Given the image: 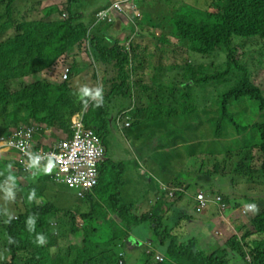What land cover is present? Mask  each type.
I'll list each match as a JSON object with an SVG mask.
<instances>
[{
	"label": "trees",
	"instance_id": "trees-1",
	"mask_svg": "<svg viewBox=\"0 0 264 264\" xmlns=\"http://www.w3.org/2000/svg\"><path fill=\"white\" fill-rule=\"evenodd\" d=\"M7 1L12 0H0V5ZM80 4L81 0H68L66 4L55 2L42 10L43 16L53 15V19L57 21L66 19L64 14L68 12L67 20L71 30L67 35L56 32L63 30L64 26L54 21L50 25L55 26L48 35L45 19L42 17L41 24L37 21L39 41L35 40L30 47H20L17 51H1V109L10 108L14 112H22V108L29 109L31 115L39 121L49 123L56 136L62 135V130L72 134L73 111L82 108L92 95L99 92L96 96L99 113L98 115L87 113L89 119L87 125L93 127L92 119L100 124L102 127L100 134L107 143V156H109L111 124L123 113L124 107H128L131 101L129 99H132L133 95L132 91L125 92L121 88L123 85L121 83L126 82L131 85L146 70H152L157 74L154 78L159 85L158 89L152 87L157 92L152 101L166 113L156 114L159 119L154 122L160 130L159 136L155 134H149L147 137L139 136L140 142L131 149L137 160L136 165L130 166L132 174L146 171L144 162L152 164L157 156L162 160L163 168L167 170L164 174L166 182L163 184L176 188L186 185V188L169 198L170 202L165 201L170 194L169 189L162 186L154 189L161 198L159 204L151 203L150 205L154 206L151 211L138 212L135 215L126 208L118 209L111 205L115 197H118L117 204L121 203L122 198L120 193L111 194L108 186L97 188V196L99 195L100 200L91 194V198L89 195L86 199L77 198L78 201L70 207L69 201L67 206L60 201H49L48 193L32 189L24 180L26 175H22L24 179H19L17 186L12 189L17 195L16 203L20 213L17 218L9 214L5 215L4 246L11 253L6 264L58 263V256L54 257L51 250L59 244V237L50 238L45 224H49L51 219H58L57 226L51 227L49 231L56 228L65 231L64 236L67 241L69 230L80 229V224L77 222L78 215L83 216V225L90 235L86 238L84 246L71 247L68 264H120L121 253H125L124 264H140L141 261H133L132 257L136 252V246L142 242L133 234L131 236L129 234L134 231L142 234V229L148 226L151 227L149 230H153V240L157 236L158 241L160 240L159 245L166 251L168 257L160 264H243L246 259L239 256L237 250L240 251L244 247L250 249L255 261L264 264V237L262 241L256 240L253 243L247 241L253 234L264 236L263 206L258 205L257 215L250 221H246V218L240 225L237 219V227L240 230L242 227V231L239 233L235 226L230 245L221 246L220 253L210 255L205 251L203 241L204 238L208 240L213 238L212 227L207 228L209 225L204 221V218L209 221V215L197 211L199 202L192 201L197 193L192 195L187 191L190 186L199 188V183H202L201 177L197 175L194 180L188 181L190 173L183 171L186 160H190L195 154L206 156L228 154L230 151L235 153L239 152L243 145L257 148L261 155L253 168L248 167L246 161L241 159L236 161L231 172L219 177L220 181L228 180L223 185L228 196L221 197L222 203L228 208L240 202L239 199L230 196L231 180L237 175L238 167L249 176L258 171L264 175V121L253 126L243 125L249 122L250 113L255 115L264 111V95L259 83L260 73L256 76L254 73L250 74L249 62L242 63L250 59L248 49L234 42L237 37L264 39V0H227L223 5L218 3L208 10L197 11L192 10V7H185L184 10L190 12L192 16L184 18V12H179L175 17L174 25L176 36L179 35L177 42L188 43L189 50L173 47L170 43L161 42L156 38H149L151 46H146L147 40L144 37L147 35L144 29H138L136 35L129 41L128 47H122L123 45L115 42L110 31H104L101 35L94 33L85 22V17L78 23L75 22V19L83 15L81 11L77 12L74 6ZM6 10L9 12L7 15L9 20L6 24L0 23V30L3 33L8 32L17 19L25 20L24 14L18 17V12L14 11L12 6ZM131 13L140 24H143L140 17L136 16V11L132 10ZM0 18L6 16L0 14ZM29 29L31 31L29 38L32 39L33 35H36V30L33 26ZM13 38L14 36L7 38L0 36V43L5 42L4 50L7 46L19 44L18 40ZM75 47L84 51L86 49L85 52L95 59V63L88 66L85 62L78 64L80 68H90L91 72L87 76L78 72L77 76L73 77L72 74L68 80L62 82L39 80L29 82L18 89L10 87L9 81L13 78L40 76V72L54 66L63 55L68 54ZM166 52L169 53L168 63L164 61ZM220 52L225 55L223 61L193 64L196 61L194 56L212 58L218 57ZM258 52L264 53V50L260 49ZM167 68H171V75L163 73ZM8 70H13L15 75H10ZM177 70L183 74L178 75ZM171 78L176 81L171 83ZM81 79L89 85L90 91H82L74 85V82ZM191 82L197 83L198 91L184 88L192 84ZM226 84H230V87ZM80 93L85 94L81 104L78 103ZM118 102L121 103V107ZM242 104L246 106L245 109H241ZM19 115L22 118L26 117L20 113ZM254 132L257 138L250 137L255 136ZM157 140L158 142L154 144ZM125 146L131 148L129 145ZM129 149L123 150L129 152ZM137 151L143 155L140 156ZM113 162L107 158L101 165L102 176L106 181L110 180L109 177L112 179L115 176L119 177L128 166L123 162L116 165V170L105 173L108 169L107 164ZM132 162L135 160L131 159ZM217 163L213 167L214 173H218L221 169V163ZM192 203L196 204V209L186 210L185 206ZM173 207H176V215L179 216L168 223L161 221L162 216H169L172 213ZM211 208L213 210L209 213L216 214V209L213 206ZM186 211L190 214V219H193L190 221V226L185 223L186 217L180 218V215ZM52 215L54 216L51 217ZM109 215H112L111 222L107 219ZM66 219L68 220L64 222ZM194 221L197 223L196 227L192 226ZM121 227L126 228L125 232ZM206 229L209 230L208 234H205ZM246 253L248 252H244Z\"/></svg>",
	"mask_w": 264,
	"mask_h": 264
},
{
	"label": "rangeland",
	"instance_id": "rangeland-1",
	"mask_svg": "<svg viewBox=\"0 0 264 264\" xmlns=\"http://www.w3.org/2000/svg\"><path fill=\"white\" fill-rule=\"evenodd\" d=\"M63 3H66V0H60ZM113 0H84L85 4L83 7V11L87 15V19L85 22L88 21V19L92 18V22L95 19V23L93 26V29L97 35H99L103 30L105 29L106 25L109 23L112 25L111 27H107L106 31H110V34L114 36L115 42L120 43L123 45L122 47H128L129 41L131 38L135 35L137 29H144L147 31V33H150V27L152 25V22H156L159 24L158 26V31L159 35L162 40H159L161 42H167L170 43L173 47H183L185 50H189V44L184 43L180 44L177 42V38L179 39V35L176 36V31H175V25H174V20L175 17L178 15L179 12L183 13V17L187 18L192 16L190 12H187L184 10L185 7H192V10L196 9L197 10H208L212 5L216 6L218 3L224 4L227 2V0H149L148 2L144 0H130L125 3L127 6H132V2H140L139 4L135 3L136 9L139 10L140 14V19L142 20L140 22L136 20L135 18L129 17L128 21H120L119 19H113L114 15L106 16L107 12L103 14L101 9L103 7L111 4ZM142 1V2H141ZM53 2V0H12L11 2L7 1L4 2V4L0 5V14L5 15L6 18H0V23L6 24L9 20L7 18V15L9 12L6 10L8 7H13L14 11L18 12V17H20L22 14L25 16V20L17 19L14 23H12L11 29L3 33L0 30V36L3 38L7 37H12L14 36L13 39L18 40L19 44H14L12 46H7L6 49L4 50V43H0V53L1 51H17L20 47H30L31 45L34 44L33 41H39L40 37L37 34V31L39 30V25L37 24V21L40 23L42 22L41 19L42 17L45 19L44 22H46L48 31L47 34L51 32L53 27L52 21L58 22L59 24H62L64 26L63 30H57L56 32H62L63 35H67L68 32L71 30V25L69 24V21L67 19H64L62 21H57L56 19H53L52 16H43V8L45 7H50L49 5ZM83 2V3H84ZM122 9H124V6H122ZM106 16L105 20L103 17ZM116 16V15H115ZM57 18V16H56ZM94 18V19H93ZM151 18V19H150ZM58 19V18H57ZM113 19V20H112ZM150 19V22L148 20ZM41 24V23H40ZM51 24V25H50ZM30 26H33L36 30V35H33V38L30 39L29 37L31 36V31H30ZM151 34V33H150ZM149 35V34H148ZM147 40L146 46H151L149 43V37H144ZM235 44L242 45L244 48L248 49L249 53V64H250V72H255V73H260L259 79L261 83V90L264 95V53L258 52L260 49L264 50V41L260 40L258 38H241L237 37L235 39ZM116 47V46H115ZM172 47V48H173ZM85 48V47H84ZM124 49V48H123ZM86 51V49H85ZM84 49H79V47H75L72 49L67 55L62 56V58L58 61V63L54 66V68H51L50 70H46L43 72H40V76L36 77L34 75H28V76H23L24 78H13L9 81L10 87L12 89H17L20 88L24 85H26L29 82H34V81H53L57 80L61 77L62 71H66V69L70 66H73L74 62H81L85 61L86 64H93L95 63V59L93 56L87 54ZM167 53V52H166ZM164 54L165 56V63H168L167 56L169 53ZM223 52H220L218 54V57L214 56L212 58H206V57H195L196 61L193 62L194 65H202V64H211L212 62H218V61H223L225 59V55H223ZM192 57H190L191 59ZM75 69V71L72 73L73 77L78 75V72L80 74L85 73L86 76L89 74L90 68H80L78 65H75L72 67ZM150 68V67H149ZM171 69V68H170ZM170 69L167 68L165 69L164 73L170 74ZM9 74L14 76L15 72L13 70H8ZM178 75L183 74V72H179L178 70L176 71ZM262 72V74H261ZM145 76H147V72H145ZM155 76V73H154ZM60 80V79H59ZM144 81H147V77H144ZM94 81V79H93ZM59 82V81H57ZM171 83L175 82L174 78H171L170 80ZM74 85L79 88L82 91H90L89 85L85 84L83 79L74 82ZM91 88H93L91 86ZM144 92L147 95H153L156 94L157 92L153 90L152 88L145 87ZM95 95H97L95 93ZM172 95V94H171ZM75 96V95H74ZM85 96L84 93H80L78 99L79 104L84 100L82 99ZM96 103V104H95ZM94 105L92 106L93 109L96 108V105L98 108L96 111L99 109V105L97 103V99L95 100ZM120 103V102H118ZM166 105V103H165ZM80 107V106H79ZM84 106H82L83 108ZM121 107V103H120ZM244 106L241 107L243 109ZM1 121V118H0ZM264 121V111L261 113H255L254 119L249 120L248 123H245L243 125H249L253 126L256 123H260ZM113 129L110 133V146H109V158L110 160H113V163H108L107 167L108 169L105 171V173H108L109 170H116V165L125 162L128 166L124 170V172L121 173L123 178H126L127 184L130 186L133 180L137 182L138 188L144 192L146 189L150 188L153 191V194H149L150 196V201L147 199L145 202H142V205H139V212L140 213H145L147 211H151L152 208L154 207L153 205H150L151 203H156L159 204L161 198L158 196L157 192L154 189H158L160 186H162L165 189L170 190V194L167 196L165 199L166 202L169 201V198L176 196V192L178 191H183L182 186L176 188V186H167V184H163V182H166L164 179V174L167 172L166 169L163 168V162L160 160L157 156H155L154 163L150 164L149 162H144V167L146 171L143 170V172H140V174H132V169L130 166L136 165L137 160L134 157L135 154L132 152L131 148L129 149L124 145L127 144V141L121 140V134L119 127H117L115 124L113 125ZM253 132V131H252ZM254 135L256 136V133L254 132ZM163 137V136H162ZM161 137V138H162ZM115 139H117V142L119 145H114L115 144ZM124 142V143H123ZM158 142L154 141V144ZM116 148H115V147ZM124 148L129 149L128 151L123 150ZM122 149V150H119ZM139 154L140 152L137 151ZM143 155V153H141ZM140 154V156H141ZM261 155V152L257 149L254 148L252 145H243L239 152L233 153L230 151L228 154H214V155H198L195 156L191 161L186 163L183 166V171L190 173L188 177V181L194 180V178L197 175H200L201 177V182L199 183V188L195 189V186H190L187 188V191H190L192 195H195L197 192L203 190L205 193L210 192L212 196H228L225 194V190L223 189V185L226 184L228 181L227 179H224L222 181L219 180V177H221L222 173H228L233 170L235 167L236 161H240L241 159L245 160L246 163L248 164V167H254L256 161L259 159ZM131 159H134L135 162L131 163ZM217 162L221 163V169L218 173H214V165L218 164ZM130 163V164H129ZM15 168H18L15 165ZM176 168V167H175ZM0 218H3L4 214H6L7 211L15 212L18 209H14L13 206V200L10 199V197H14L17 199V196H15V192L11 190L12 187L11 185H15V181L13 178H11V173L10 171L8 172V168H3L0 167ZM238 173L237 175L234 176V180H231V185H230V190H231V197L234 199H239L240 201H246L250 200L251 203L255 205V211L251 213L246 221H250L253 216H256L257 214V206L261 204L264 207V175H262L259 171L258 172H253L252 175L249 176L248 173H246L241 167H238L237 169ZM250 173V172H249ZM176 182V181H175ZM8 183L9 185L5 184ZM184 183V180H183ZM108 186L109 187V182L106 180H102L100 184L101 187ZM123 188V193L125 194L126 187ZM43 193H48V200H55L58 196L59 189L53 185H49ZM152 193V192H151ZM9 195V196H8ZM63 195L66 197L65 204L68 202V205L71 207V205H74L78 199L76 198V192L73 190L64 189L63 190ZM148 195V196H149ZM147 196V197H148ZM193 198V197H192ZM226 198V197H225ZM194 199V198H193ZM194 201V200H192ZM170 202V201H169ZM17 205V203H16ZM199 206V205H198ZM197 206V211L203 213L204 215H209L208 222L206 218H204V221L208 223V227H212L213 229V234L212 237L216 235V239L218 243L221 245L223 244L224 241H228L231 239L232 234L234 233V227L232 228L229 227L227 224L224 223V217L219 209L218 206V211L220 214H211L209 213L211 210V206L215 209V203L209 204L207 207L202 208L199 206L198 209ZM185 209H196V204L192 203L189 206H185ZM7 210V211H5ZM229 213L230 216L237 217L239 218V213L240 215H244L242 211L239 209H234L231 208L229 210H225L224 213ZM176 207L172 209V213L169 216H162V221L165 223H168L172 221L176 216ZM54 216V215H53ZM52 216V217H53ZM112 215H109L107 219L111 222ZM187 218L185 220V223L190 226V221L193 219H190V214L183 213L180 215L181 219ZM83 216L78 215L77 216V222L80 224L79 228H77L74 231L69 230V233L67 235L68 240L66 241V237L64 236L65 231H60L59 229H55L53 231H49L51 227H56L59 220L58 219H51V221L54 223L53 225L46 226L47 231H48V236L50 238L54 237H59V244L55 247L52 248L51 254L55 257L58 256V263L54 264H68V259H69V251H71V247L76 245L79 247L84 246L86 238L89 237L90 232L85 229V225H83ZM84 219V218H83ZM235 219V218H234ZM233 219V220H234ZM233 221V226H236V230L240 233L242 231L239 227H237L236 220ZM68 219H66L64 222H66ZM244 219L239 220V224H243ZM196 222L194 221L192 223V226L196 227ZM150 227V226H148ZM214 227V228H213ZM66 228H64L65 230ZM191 231V229H190ZM209 231V230H207ZM63 233V234H62ZM134 234V237H139V233L137 232H131ZM132 234H129L131 236ZM189 234V233H188ZM123 235V234H122ZM262 234H253L250 235L247 239L249 243H253L256 240H261L263 239ZM121 239V238H120ZM2 242V241H1ZM1 247L3 248V245L1 243ZM241 253L248 252L247 256L249 259L254 258V255L250 253V249L244 247L240 250ZM3 256L4 258H8L10 256V253L8 250L3 251ZM143 263H146L150 261V258L148 256V250L144 253V256L142 257Z\"/></svg>",
	"mask_w": 264,
	"mask_h": 264
},
{
	"label": "clouds",
	"instance_id": "clouds-1",
	"mask_svg": "<svg viewBox=\"0 0 264 264\" xmlns=\"http://www.w3.org/2000/svg\"><path fill=\"white\" fill-rule=\"evenodd\" d=\"M127 1H130V0H113L111 4L103 7L101 11L103 12V14L107 12L106 16L114 15L113 19H116V20L119 19L120 21H123V20L128 21L129 17H132L138 20L131 13V11L134 10L136 11V14H137L136 16L140 17L139 10L136 9L135 7L136 2H132V6H127L125 5ZM144 1L148 2L149 0H144ZM55 2L57 4L63 3L60 0H53V2H51L49 6H52ZM67 2L68 0H66V3ZM83 2L84 0H81L80 5H74L77 12L81 11L83 13V15L80 18L75 19L76 23H78L79 20L82 19L83 17H85L86 19L88 18L86 13L83 11V7L85 4V2L84 3ZM139 3L140 2L136 4H139ZM122 6H124V9H122ZM74 15L76 14L74 13ZM106 16L103 17L104 20ZM64 17L67 19L69 17V13L66 12L64 14ZM86 23H88L89 27L95 33L93 29L94 24H96L95 19L92 22V18H90L88 19ZM111 26L112 25L108 23L105 29L103 30V32L104 31L106 32L107 27H111ZM158 26H159L158 23L152 22V25L149 31L151 34L147 33V31L144 30L147 37L162 40L159 35V31L157 29ZM101 33L99 35H101ZM157 36L159 38H157ZM258 39L264 41V39H261V38H258ZM83 62L85 61L74 62L73 66L68 67L66 71H62V75L59 78L60 80L59 79L57 80L59 82L68 80L71 77L72 73L75 71V69L72 67H74L75 65H78L79 63H83ZM247 62L248 61L245 60L242 63L247 64ZM88 65L89 64H86V66ZM54 66H52L51 68H54ZM51 68H48L46 70H50ZM145 72H147V76H145V73H144L142 76L138 77L136 81L132 83L131 85L126 82L121 83L123 84L121 88L125 92L132 91L133 95H132V99H129L131 101L130 102L128 101L129 102L128 107H124L123 113L117 118L115 122L111 124V127H112L111 131L112 130L114 131L113 129L114 124L117 127H119V130H120L119 132L122 137L121 140L127 141V144H125L124 142L123 143L124 145H129L131 149H134L136 146L135 144L140 142V140L138 139L139 136L144 135L145 137H147L149 134H155L159 136L160 130L156 127V122H154L155 120L159 119V117L156 116V114L166 113L164 109H162L161 107H158L157 105L153 103L152 101L154 97L153 95L145 94L144 92L145 87H150V88L154 87L157 89L159 87V85L156 84V80L154 78L157 74L153 72L152 70L151 71L146 70ZM154 73L156 74L155 76H154ZM252 73H254L255 76L256 74H258L255 72H250V74ZM144 77H147V81L143 80ZM22 78L24 77L22 76ZM252 81H254V78L252 79ZM54 82H57V81H54ZM117 82L115 83V85L117 84ZM191 83L192 84L184 88H190L193 91L194 90L198 91L197 83L195 82H191ZM143 85H146V86H143ZM226 85L227 87H230V84H226ZM174 86H176V84ZM227 92L230 93V90L227 89ZM97 95H99V92H97ZM97 95H92L91 99L88 100V103L85 104L83 108H78L73 111V123H72L73 132L72 134L67 131L62 130V135L60 136L55 135L54 129L49 125V123H43L39 121L35 116L31 115V112L29 109L22 108L23 110L20 109L22 110V112L20 111L14 112L10 110V108L3 110L0 107V118H1V121H0V167L8 168V172L10 171L11 178H13L15 181V185H11V186H17L18 180L24 179L22 175H26L24 179L26 180V183L30 184L32 189H36L39 192H44V190L49 185H52V184H54L59 189L57 198L55 200H49V201H57V202L60 201V202H63V205H65V201L67 199L63 195L64 189L71 190L72 192L73 190H75L76 198L86 199L88 195L91 198L90 195L93 194L95 198L100 200L99 195L97 196V188L100 187L101 181L104 179L102 176L103 172H102L101 165L107 159L108 146H107L106 141H104V139L102 138L100 134L102 132V127H100V124L96 123V121L92 119L91 124L93 127H90L87 125V122L89 120L87 119V113H90L92 115L94 114L98 115L99 113V109L98 111H96V109L98 108L97 105L95 109H93L92 107L95 103ZM124 98L128 100L126 97ZM242 105L244 106L243 109H245L246 106L244 104ZM246 110L248 111V109ZM19 113L25 115L26 117L22 118L20 117V115L18 116ZM254 116H255L254 114L250 113L249 120H251L252 118L254 119ZM94 118H96V116ZM86 131H90L92 136L99 137L101 141L100 144L104 149V153L103 155H101V157H99L98 160H92L90 158V154L86 151V146H87L86 144L83 147H76V151H74L76 153V156L72 157L71 155H68V151L70 149L72 150L73 148L72 145H75V141L79 139L78 137L82 134H85ZM250 137L257 138V135L250 136ZM114 145H119V143L117 142V139H115ZM82 154H86V156H82ZM198 155L200 154H195L194 156L190 158V160H186L185 164L191 161L195 156H198ZM15 165L18 168H15ZM117 168H120V167H117ZM0 173L2 172L0 171ZM221 176H223V173ZM109 178L110 180L108 182H109V188L111 190V194L114 192L116 195L120 193L121 194L120 197L122 198L121 203L117 204L116 201L118 197L117 198L115 197V199L113 200L111 204L113 207H116L118 209L126 208L130 212H134L136 215L139 212L138 206L142 205V202H145L147 199H149L150 201V196L153 194V191L150 188L142 192L138 188L137 182L135 180H133V182L129 186L126 182V178H123L121 174L119 177L115 176L113 179L111 177ZM5 184L9 185L8 183H5ZM122 187H126L125 194L123 193ZM182 188L184 190L186 188V185L182 186ZM12 189L13 187L11 188V190ZM221 197H222L221 195L212 196L210 192L205 193L203 190H201L197 192V196L193 200L195 202H199V206H201L202 208L207 207L209 204L215 203L216 211H218L217 205H219V209L221 210L224 220H225L224 223L227 224L229 227L231 226L232 228L234 227V229H235V226H233V221H235L237 217H234V215L230 216L228 212L224 213L225 210H229L234 207H235L234 209H236L237 207V209H239L240 211L244 213V215L242 216L239 213L238 220L242 218L245 221V219L251 213H253L256 209L255 205L251 203L250 200L240 201L237 204H233V207L228 208L222 203ZM10 199L13 200L14 209H18V210L15 212L5 210L7 211L6 214H4L3 218H0V264H6L8 262L7 261L8 258L11 256L10 252H9L10 256L8 258H4L3 256V251L8 250L7 247L4 246L5 241H6L5 215L9 214V215H12V217L17 218L20 213V208L18 205H16V199L13 196L10 197ZM66 206H67V203H66ZM199 206H198V209H199ZM257 209H258V206H257ZM218 214H220L219 211L217 212V215ZM48 221L46 220V222ZM53 224L54 223L50 221L49 224L46 223L45 226H49ZM121 228L125 232L126 228H123V227ZM149 229H151V227L142 229L143 230L142 234H140L139 237H135L138 240H140L142 244L136 246L137 249H136L134 256L132 257V260L133 261L139 260L141 261L140 264H143L142 257L144 256V253L148 250V256L150 258V261L146 262V264L164 263L168 259L166 251L159 245L160 240L158 241L157 236H156V239L153 240V235H154L153 230H149ZM207 230L208 229H206L205 234H208ZM234 233H235V230H234ZM234 233L232 234V237L230 240L228 241L223 240L224 243L221 245L218 243L216 239V235L212 238V240H208L204 238L203 241H204L205 251L209 253L210 255H213V256L217 255L218 253H220V248H222L221 246H225L226 244L230 245L233 239ZM1 243L3 245V248L1 247ZM237 252L239 256L246 259L244 262L241 260L243 264H260V262L255 261V256L254 258L249 259V257L247 256L248 253L244 254V253H241L239 250H237ZM124 256H125V253L120 254V259H119L120 264H124L126 262V258Z\"/></svg>",
	"mask_w": 264,
	"mask_h": 264
},
{
	"label": "built area",
	"instance_id": "built-area-1",
	"mask_svg": "<svg viewBox=\"0 0 264 264\" xmlns=\"http://www.w3.org/2000/svg\"><path fill=\"white\" fill-rule=\"evenodd\" d=\"M75 141V145H72V150L70 149L68 151V155H71L72 157L76 156V147H83L85 144L86 151L90 154V158L92 160H98L101 155L104 153V149L100 144V139L97 136H92L90 131H86L85 134H82L78 137ZM82 156H86V154H82Z\"/></svg>",
	"mask_w": 264,
	"mask_h": 264
}]
</instances>
